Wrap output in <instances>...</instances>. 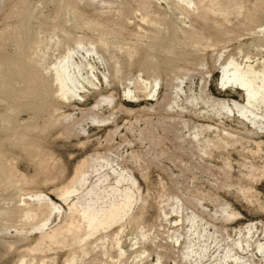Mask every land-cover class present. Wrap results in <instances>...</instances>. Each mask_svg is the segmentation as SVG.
I'll return each mask as SVG.
<instances>
[{
	"label": "bare ground",
	"instance_id": "6f19581e",
	"mask_svg": "<svg viewBox=\"0 0 264 264\" xmlns=\"http://www.w3.org/2000/svg\"><path fill=\"white\" fill-rule=\"evenodd\" d=\"M93 1L36 0L34 6H41V10L28 11L27 0H13L24 8L25 16L7 30L0 29V187L25 184L33 188L56 183L49 192L26 191L16 205L7 201L0 206L5 224H30V232L37 233L22 252H42L72 239L84 255L97 241L102 254L115 250L119 258L124 255L118 236L135 202L138 181L132 170L102 156L82 157L67 170L62 156L48 144H41L60 119L56 96L61 102H81L88 92L119 82L120 71L133 66L137 73L120 82L123 101H153L159 93L161 71H173L176 59L184 57V48L202 52L210 46V37L214 41L223 38L224 43L237 41L229 51H225L227 46L217 49L214 57L218 97L202 98L193 89L186 96L202 121L194 126L192 141L207 157L213 156V150L236 151L241 142L251 146L248 150L252 154L264 149V0H226L224 4L222 0H119L106 11L99 9L102 6H92ZM246 38L250 41L240 42ZM10 46L13 48L8 51ZM183 70L184 66L177 65L174 75ZM182 84L179 79L175 86L178 96L183 94ZM38 87L44 97L37 103ZM98 95L91 108L100 110L108 106L112 92ZM22 114L27 116L19 119ZM61 116L67 118L69 114ZM107 119L93 117L91 121ZM13 150L29 161L31 173L20 172L13 161L8 165L3 162ZM226 159V166L231 167L232 159ZM236 163L244 178L264 177V167L260 169L246 160ZM226 187L235 189L228 194L237 201L264 209L250 181ZM51 192L65 207L51 198ZM213 194L211 202L219 199L218 193ZM231 200L223 197L218 210L208 218H242ZM56 217L59 222L50 225ZM172 217H179L172 227L181 225V229L172 230L167 238L178 244L187 264H250L256 253L264 263V236L262 241L255 238L258 231L264 233V221L250 220L234 226L233 236H227L229 242L215 244L213 249L216 238L210 226H215L209 221L194 213L182 215L178 208L164 213L168 224ZM130 219L136 223L139 215L134 213ZM133 234L135 245V229ZM145 250L134 251L133 257L151 252V248ZM161 256L157 252L152 264H161ZM23 257L20 255V263ZM75 259L69 254L65 260Z\"/></svg>",
	"mask_w": 264,
	"mask_h": 264
},
{
	"label": "rangeland",
	"instance_id": "374dc122",
	"mask_svg": "<svg viewBox=\"0 0 264 264\" xmlns=\"http://www.w3.org/2000/svg\"><path fill=\"white\" fill-rule=\"evenodd\" d=\"M35 1L27 0L28 11L30 8L32 11L41 10V6H34ZM118 1L94 0L92 6H102L99 9L106 11L107 7L114 8ZM225 2L226 0H222L223 4ZM23 9L13 0H0V29L7 30L10 26L16 25L20 17L25 16L26 12H23ZM42 11H45V8ZM127 27L132 30L131 24ZM213 39V37L209 38L210 46L202 52L184 48V57L176 59L173 71H161L159 93L153 101H123L120 82L124 81L123 77L130 78L137 73L133 66L120 71L117 75L121 77L119 82H114L99 91L88 92L81 102L64 100L61 102L56 96L58 101L56 114L60 119L57 126L47 132L45 139L40 140L41 144H48L58 156H62L67 170H70L71 165L82 157L102 156L114 159L119 166L132 170V175L138 181V188L134 192L135 202L123 220L118 236L124 255L119 258L115 250H108L107 253L102 254L97 245L98 241L93 243L90 251L84 255L77 249L72 239H68L64 246L51 245L42 252H22L21 250L32 244L37 236V233L30 232L32 225H21L19 222L5 224L3 218H0V264H152L157 258V252L162 254L161 264H187L181 257L178 244L167 238L172 230L181 229V225L172 227L173 221L178 220L179 217H172L170 224L164 219V213L172 208L182 209V215L194 213L202 216L214 225L215 228L210 226L216 238L211 245L213 249L218 245L222 246L223 242H229L230 238L227 236H233L231 229L234 226L237 227L250 220L264 221V209L262 211L252 203L249 205L237 201L232 194H228L235 192V189L226 187L227 184L250 181L259 201L263 200L264 203V177L255 180L246 179L236 163L237 160L239 162L246 160L261 169L264 167V149L261 148L258 153L252 154L248 150L251 146L241 142L236 146V151L213 150V156L207 157L192 141L194 126L202 121L197 118L193 106L186 101V96L193 89L202 98L212 100L213 97H218L217 73L213 70L217 49L227 46L225 51H229L238 44L233 40L224 43L223 38L217 41ZM243 41L249 42L250 39H242L240 42ZM124 42L123 40L121 44ZM10 48L12 49L13 46L8 47V51L11 50ZM57 48L61 50L59 45ZM49 60H52V57ZM131 62L135 63V60ZM177 65L184 66V70L174 75ZM179 79L183 80L184 88L181 96L175 93ZM36 92L35 99L38 103L39 99L44 97V93L41 87H38ZM99 92L102 95L112 92L108 106L103 105L100 110L91 108L94 101L99 98ZM233 96L238 99L235 94ZM152 103L155 104L150 106ZM171 103L175 104L169 107ZM179 105H185L186 108L181 109ZM61 114H69V116L63 118ZM26 116L22 114L18 118L22 119ZM93 117L96 120L104 117L108 119L98 123L91 121ZM12 139L14 142L18 141ZM237 151L244 152L246 156ZM227 156L233 160L231 167L226 166ZM12 161L20 172L31 173L29 161L20 156L17 150L8 153L3 162L8 165ZM93 175L94 173L91 174V179L94 178ZM55 184H44L33 188L25 184L17 186L6 184L0 187V206H4L3 202L7 201L16 205L19 196H23L22 193L26 191L49 192ZM226 190L228 192L225 193ZM213 193H218L219 199L211 202L209 198L214 195ZM49 195L55 202L61 203L55 192ZM223 197L232 199L233 208L241 213L242 218L224 221L208 218L210 213L218 210ZM134 213L139 215L136 223L130 219ZM58 222L59 217H56L50 225ZM133 229L138 238L135 245L131 236L134 235ZM263 236L264 233L258 231L255 238L262 241ZM253 242L254 239L250 243ZM145 247L151 248V252H145L140 258L133 257L134 251L138 253L145 250ZM146 253L148 255L144 257ZM69 254L75 255L76 259L71 262L66 261ZM20 255H24L23 263H20ZM259 255V253L254 254L251 258L253 262L250 264H264Z\"/></svg>",
	"mask_w": 264,
	"mask_h": 264
}]
</instances>
